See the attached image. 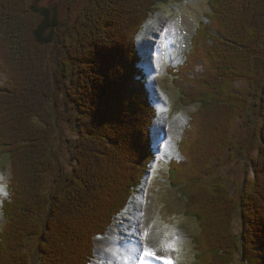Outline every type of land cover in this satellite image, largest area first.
I'll return each instance as SVG.
<instances>
[{"label":"trees","instance_id":"1","mask_svg":"<svg viewBox=\"0 0 264 264\" xmlns=\"http://www.w3.org/2000/svg\"><path fill=\"white\" fill-rule=\"evenodd\" d=\"M176 1L89 0L61 38L54 5L0 0V152L13 173L0 264L92 262L94 240L125 210L156 157L158 110L137 33L160 5ZM190 43L185 72L173 76L185 106L196 111L180 142L185 161L173 162L170 182L187 215L199 221L201 264H264V0H210L207 21ZM55 48L57 70L50 64ZM48 74L62 78L56 90L64 103L59 91L47 100ZM61 106L77 132L63 190L52 149ZM244 117L255 128L258 152L253 177L234 196L222 170L233 160L236 124ZM203 132L211 134L207 145L199 144ZM111 163L116 186L102 170ZM99 176L106 190L96 184Z\"/></svg>","mask_w":264,"mask_h":264},{"label":"rangeland","instance_id":"2","mask_svg":"<svg viewBox=\"0 0 264 264\" xmlns=\"http://www.w3.org/2000/svg\"><path fill=\"white\" fill-rule=\"evenodd\" d=\"M88 2L89 0H40L41 5H54V7H56L62 22L60 28L61 38L68 33ZM208 5L209 0H178L173 3L160 5L146 20L141 31L137 33L138 45L142 58L141 67L143 68L145 76L148 77L149 87L152 92V100L158 109V117L154 123V143L156 145V150H161V152L164 151L160 163L159 161L155 162L154 165L159 164L152 170V175L147 182L154 204L148 219L149 232H152L151 241L155 243L160 253H167L169 249L163 246L165 240L175 242V249L172 250H175L174 257L177 258V264L201 263V259L198 257L200 251L196 244H200L198 240L200 239L199 237L202 231L196 224L195 217L193 215V217L187 215L184 201L178 197V194L175 193L176 191L171 187L168 180L170 168L174 162L171 161L172 158L176 161H181L180 164L185 161L184 156L181 157L179 152L178 142L190 119V114L193 112L191 108H184L185 104L182 100L180 90L176 87L175 82L172 83V77L173 73L178 72V74H180L181 72H185L182 62L185 55L188 54L190 38L194 32L193 29L201 21H207V13L209 11ZM186 19L193 21L190 22V25L188 24V26H186L184 24ZM179 20L183 22L186 29L180 24L181 22H179ZM128 22V26L132 27L134 19L128 18ZM24 37L27 38L25 34ZM27 39L29 40V37ZM1 42L2 38L0 36V44ZM28 42V49L33 50L34 43L31 40ZM58 49L55 48L53 50L54 54L50 61L52 69L56 68V70L58 68L57 61L60 54V52L57 51ZM158 70L160 71L158 72ZM167 70L170 71L169 74L166 73ZM61 72L60 70L57 73L58 77H60ZM160 74L162 75V79L160 78ZM2 77L3 74L0 67V83ZM43 80H47L48 83L46 93H48L47 97L49 99L47 100L49 101L52 98L51 96L56 95V91H59L57 94L58 103H64L62 90H56L57 85L61 86L60 88L62 89V78H60V83H58L52 74H48V78L46 76V79L44 78ZM160 87L164 88L165 93H163ZM58 111H60L57 115L59 120L54 123L55 127H57L55 134L56 141H54L52 149L54 153L59 155L60 165L62 166L63 177L62 179H58V183L62 184L63 190L66 184L65 178L70 177L72 173L70 157L72 152L71 143L77 138V132L73 122L74 117L68 113L64 114L62 106ZM195 111L196 109L194 112ZM249 119V117H244L237 122V147L234 150L233 160L222 170L234 196L241 192L246 177H253L254 173L251 159H253L258 152L259 142L255 136V128ZM206 122H208V120H206ZM207 134H204V132L201 133L199 139L200 145L203 144L204 141L206 145L211 141L210 132ZM43 137H45V135ZM115 167L116 165L111 163L108 169H102L104 171V176H108L107 181L111 182L109 183L111 186H116V183L113 184V174L115 171L112 170ZM8 169L7 162H0V189H2L0 193L5 196L7 194L6 184L9 180ZM117 176L118 175H115V177ZM100 179V176L96 179L98 181H96V184H99V186H101ZM101 188L106 190L103 183ZM103 193L106 194L107 192L102 191L101 195ZM145 197L144 188L140 189L139 192L132 197L126 207L123 217H126L129 222H124L125 224L122 223V225L118 223L120 225L119 228L113 231L110 230L106 237L104 236L103 239H101L102 242H99L94 250L96 262L93 264H113L112 259L103 252H109L111 249L116 251L120 246L131 250L137 245L139 241L138 222ZM63 206V210L68 208L67 205ZM234 215V231L239 234L242 226L241 220L238 213ZM64 216L66 217V215ZM120 221L122 222L123 220ZM195 233L196 236L193 239L192 237ZM204 234L205 232H203L202 235L204 236ZM236 237L238 236L236 235ZM59 239L61 240L62 237ZM113 241L115 242L113 243ZM105 243L111 246V248H106V245H103ZM208 249L210 250V248ZM135 256L136 253L132 252L131 261L128 264H138ZM151 258L152 257H143V264H150L148 260H151ZM237 261L235 264H240V262ZM152 263L157 264L153 261Z\"/></svg>","mask_w":264,"mask_h":264},{"label":"snow or ice","instance_id":"3","mask_svg":"<svg viewBox=\"0 0 264 264\" xmlns=\"http://www.w3.org/2000/svg\"><path fill=\"white\" fill-rule=\"evenodd\" d=\"M2 191V189H0ZM6 194V193H5ZM149 235V232L145 230L142 235L140 236V240L138 241L137 245L130 250V252L136 253L135 258L138 261V264H143V257H152L156 260H164V264H172V262L163 256H158L156 254L157 250L149 247L147 244H142L140 241L145 240ZM163 246L169 249H175V242L165 240L163 242Z\"/></svg>","mask_w":264,"mask_h":264},{"label":"bare ground","instance_id":"4","mask_svg":"<svg viewBox=\"0 0 264 264\" xmlns=\"http://www.w3.org/2000/svg\"><path fill=\"white\" fill-rule=\"evenodd\" d=\"M0 221H1V219H0ZM137 241H138V239H137ZM103 245L105 246L107 244L105 243ZM103 249H104V247H103ZM103 253L108 255L112 259L113 264H122V263L128 264L131 261V253L132 252H130V250L128 248H126L125 252L123 251V249L118 247V249L116 251L115 250L113 251L111 249V250H109V252H103Z\"/></svg>","mask_w":264,"mask_h":264}]
</instances>
